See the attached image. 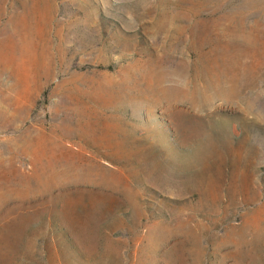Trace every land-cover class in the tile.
Masks as SVG:
<instances>
[{"label": "rangeland", "instance_id": "1", "mask_svg": "<svg viewBox=\"0 0 264 264\" xmlns=\"http://www.w3.org/2000/svg\"><path fill=\"white\" fill-rule=\"evenodd\" d=\"M0 264H264V0H0Z\"/></svg>", "mask_w": 264, "mask_h": 264}]
</instances>
